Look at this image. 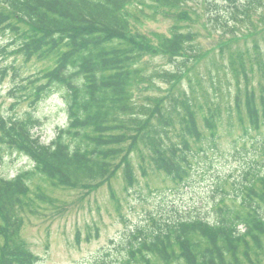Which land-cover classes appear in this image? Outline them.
<instances>
[{
  "label": "trees",
  "instance_id": "obj_1",
  "mask_svg": "<svg viewBox=\"0 0 264 264\" xmlns=\"http://www.w3.org/2000/svg\"><path fill=\"white\" fill-rule=\"evenodd\" d=\"M232 1L226 19L216 0H204L206 20L195 30L197 10L190 8L198 0H0V85L11 77L10 110L23 104L35 109L56 95L68 116L45 144L32 132L39 121L31 111L0 113V264H36L19 238L25 212L35 199H47L43 186L85 196L107 184L118 203L113 181L119 176L126 194L141 179L147 182L148 172L172 188L189 185L197 157L222 155L224 131L233 137L234 151L243 150L237 142L253 132L264 143V0ZM133 2L176 11V25L160 46L131 35L125 7ZM228 21L234 24L228 27ZM203 30L215 50L202 51ZM212 52L218 60L205 64L201 75V59ZM149 55L175 69L147 70ZM154 79L168 87L144 95L141 89L154 86ZM237 128L240 137H234ZM5 152L27 157L33 167L3 176ZM215 191L211 220L151 218L154 228L137 230L115 260L100 264L250 260V252L264 247V164L249 167L242 180L222 179Z\"/></svg>",
  "mask_w": 264,
  "mask_h": 264
},
{
  "label": "rangeland",
  "instance_id": "obj_2",
  "mask_svg": "<svg viewBox=\"0 0 264 264\" xmlns=\"http://www.w3.org/2000/svg\"><path fill=\"white\" fill-rule=\"evenodd\" d=\"M216 1L220 12L229 19V12L234 7V2ZM134 3L137 2L125 7L130 21L131 35L136 38L145 37L146 42L153 48L160 46L161 39L169 37L170 28L176 25L178 20L176 11L157 9L149 3L142 6ZM191 6L190 10L199 12H196L195 17L192 18L198 19L194 24L195 30L200 29L203 27V21L206 20V17L202 18L204 0H198L197 4L191 3ZM253 20L257 28H261L257 16L254 15ZM233 24L234 22L228 21V27ZM236 25L241 26L240 23ZM200 36H202L200 38L202 51L214 49L215 41L209 39L205 30L201 31ZM256 38L262 44L261 36L257 34ZM250 39L248 45H252ZM2 44L4 42L0 38V46ZM209 55L211 56L203 57L198 66L201 75L206 73L208 64L212 65V59L218 60L217 52ZM10 60L8 58L6 62ZM146 66L149 71L175 69V66L164 60L162 56H147ZM153 82L154 86L141 89L144 95L159 94L168 87L158 79H154ZM12 85L11 77L0 85V112L7 116L31 111L39 121L32 132L43 143L48 144L58 128L67 125L68 116L64 102L55 95L40 102L35 109L26 108L23 104L12 111L10 104L14 99L9 95ZM183 85L185 86L186 82ZM223 134L222 155L215 154L212 157V152H209V159L197 157L191 170L189 185L186 187L172 188L170 182L148 172L147 182L140 177V186L129 190L126 194L123 192V181L119 176L113 181L115 196L118 198V203H114L107 184L85 196L83 191L78 189L42 185L40 191L47 199L44 201L35 199L36 206L25 212L20 241L30 249L36 258V264H100L102 260H115L122 252L120 246L125 245L137 230L148 231L154 228L151 218L167 221L181 216H198L211 220L215 217L211 206L219 197L215 191L216 185H219L222 179H228L230 183L242 180L249 167L255 168L264 164V155L261 154L264 143L262 144L256 132L251 133L253 138L239 139L236 146L238 149H243L241 151H234L233 137L227 136L225 131ZM241 135L242 131L237 128L234 137ZM4 155L1 173L7 178H13L19 171L33 167V163L27 157L6 152ZM146 183L149 184L151 191H148ZM32 190L34 196L38 190L34 185ZM246 259L242 256V264H264V247L261 252H250V260Z\"/></svg>",
  "mask_w": 264,
  "mask_h": 264
}]
</instances>
